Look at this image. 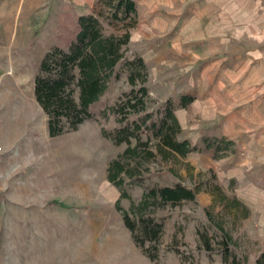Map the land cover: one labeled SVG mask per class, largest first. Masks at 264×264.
Wrapping results in <instances>:
<instances>
[{"label": "rangeland", "instance_id": "obj_1", "mask_svg": "<svg viewBox=\"0 0 264 264\" xmlns=\"http://www.w3.org/2000/svg\"><path fill=\"white\" fill-rule=\"evenodd\" d=\"M97 8L108 11L97 0L91 6L0 0V264H257L264 252V108L254 116L258 122L247 126L213 123L220 110H203L204 99L211 96L221 107V93L215 87L193 89L182 64L186 48L170 44L179 24L173 10L181 5L161 10L169 23L166 31L138 34L143 24L137 19L130 28L124 54L144 59V111L119 122L109 109L132 88L121 60L114 69L119 77H111L90 106L92 117L49 134V117L34 95L40 61L61 28ZM103 25L105 33L117 29L106 19ZM195 76L199 84L207 83ZM194 91L203 93L182 107L180 96ZM167 104L179 124L176 139L197 149L163 155L150 128L140 132L141 140L149 137L146 146L137 145L135 136L115 142L104 134L146 111L152 114L149 124ZM127 144L137 146L138 156L128 160L138 163L140 172H121L119 185L107 170ZM144 148L154 155L147 156ZM174 184L196 189V195L144 210L162 222L151 241L134 214L137 203L149 188ZM234 197L240 203H232ZM123 211L135 221L134 230L123 221Z\"/></svg>", "mask_w": 264, "mask_h": 264}, {"label": "trees", "instance_id": "obj_2", "mask_svg": "<svg viewBox=\"0 0 264 264\" xmlns=\"http://www.w3.org/2000/svg\"><path fill=\"white\" fill-rule=\"evenodd\" d=\"M97 2L107 7L108 11L105 13L102 8H97L93 12L78 14L72 26L58 31L57 43L52 45L40 61L34 79V95L49 117L50 135L76 128L81 121L92 117L90 106L108 87L110 78L119 77L120 73L114 69L121 60L127 72L126 79L132 88L109 109L117 115L119 122H123L127 114H138L146 108L148 89L144 84L147 78L144 59L140 54L129 57H125L124 54L125 46L130 40V28L134 27L136 22L135 2L134 0H97ZM105 19L117 29L105 33L103 25ZM180 98L182 106L193 99L189 94H182ZM101 112L107 116L105 109ZM151 115L146 111L145 115H141L131 123L126 122L109 133L104 131V134L111 136L115 142H127L131 136H135L137 145L146 146L149 137L141 140L140 132L141 129L150 128L158 140L157 150L163 155L168 153L185 155L188 151L197 149L186 139H176L175 133L179 129V124L172 105L167 104L162 115L147 124L146 120ZM144 149L147 156L154 155L152 149ZM138 154L137 146L127 144L119 157L112 159L108 166L109 180L120 185L123 181L121 172L127 176L139 173L138 163L131 165L128 160ZM196 192V189L182 184L161 185L144 191L137 203V210L134 211L137 220H140L144 236L151 241L156 240L162 225L161 221H155L144 213L147 207L164 202L174 203L181 199H192ZM230 200L232 203H240L235 197ZM246 215L247 208L243 206V216ZM122 216L127 227L134 230L136 223L130 219L128 212L123 211ZM224 242L227 243L226 239ZM256 263L264 264V252L256 258Z\"/></svg>", "mask_w": 264, "mask_h": 264}, {"label": "crops", "instance_id": "obj_3", "mask_svg": "<svg viewBox=\"0 0 264 264\" xmlns=\"http://www.w3.org/2000/svg\"><path fill=\"white\" fill-rule=\"evenodd\" d=\"M93 1L71 0L73 6H91ZM134 2L137 22L143 24L138 34L166 31L169 23L161 10L173 8L174 4L183 7L173 10L179 14V24L170 44L183 51L186 48L182 64L193 89L215 87L221 93V107L214 104L211 96L204 99L207 107L203 110H220L213 123L232 127L257 121L254 116L264 108V0ZM197 73L199 81L206 79L207 83L196 82ZM201 93L189 94L193 98L190 101ZM207 93L213 94L209 90ZM223 118L225 122H221Z\"/></svg>", "mask_w": 264, "mask_h": 264}]
</instances>
